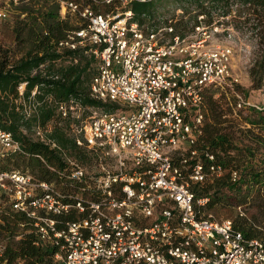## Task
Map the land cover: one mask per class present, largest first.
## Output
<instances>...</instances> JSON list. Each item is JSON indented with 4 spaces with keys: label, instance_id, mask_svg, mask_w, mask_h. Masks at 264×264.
Here are the masks:
<instances>
[{
    "label": "built area",
    "instance_id": "2783aa9c",
    "mask_svg": "<svg viewBox=\"0 0 264 264\" xmlns=\"http://www.w3.org/2000/svg\"><path fill=\"white\" fill-rule=\"evenodd\" d=\"M54 1L62 18L82 23L58 47L94 56L89 95L112 110L73 99L58 103L60 121L70 123L68 135L90 164L69 157L49 137L50 123L36 126L33 140L60 160L48 164L34 155L47 180L0 168V214L6 202L22 215L27 223L20 229L34 236V247L53 251L51 264H264V240L245 239L231 220H216L205 211L209 197L196 199L192 191L223 174L213 154L197 149L206 92L228 93L238 111L251 106L230 72L233 48L207 44L208 28L229 41L233 28L204 26L200 15L194 25L200 39L188 43L172 21L162 27L133 21L131 3L152 0ZM100 7L105 11L97 12ZM44 70L41 64L32 75ZM25 85L17 103L28 118L38 105L37 87L24 101ZM22 153L0 131V159ZM230 177L234 182L239 174ZM4 248L0 242V258Z\"/></svg>",
    "mask_w": 264,
    "mask_h": 264
},
{
    "label": "trees",
    "instance_id": "16d2710c",
    "mask_svg": "<svg viewBox=\"0 0 264 264\" xmlns=\"http://www.w3.org/2000/svg\"><path fill=\"white\" fill-rule=\"evenodd\" d=\"M153 1L155 0L131 3L129 8L134 22L142 25L152 19L156 5ZM175 1L196 3L198 14L208 17V25L213 23L212 11L223 18L230 16L233 11L237 13L235 18L238 19L245 14L243 22L237 21L238 19L234 21L235 28L240 29L241 24H249V29L264 42V0ZM202 1L208 2L207 12ZM8 5L15 10V17L10 29L12 44H0V131L11 134L13 140L20 145L23 155L5 156L0 159V164L5 162L0 168L4 171L15 170L10 169L8 163L14 158L19 159L33 175L36 171L40 179L47 180V170L34 155H40L46 163L54 165L60 159L46 146L33 140L35 127H45L50 123L52 130L49 137L69 157L86 164L85 151L78 148L68 135L70 123L60 121L56 105L73 99L85 107L105 110H112V107L89 95L92 70L96 62L94 56L85 54L87 49L72 51L58 47V43L65 39L68 32L78 28L68 22V16L61 17L58 3L54 0H8ZM96 10L102 12L100 8ZM41 64L45 65L44 73L32 75L33 70ZM263 67L264 56L250 71L254 89L260 88ZM24 83V101H28L32 90L37 87L34 101L38 105L28 118L22 113L21 104L17 103L21 99L18 88ZM256 114L247 122L252 129L242 131L243 137L239 142L226 134L208 136L209 140L206 142L203 127L197 149L213 154L216 163L222 167L223 174L203 185L192 186L196 199L209 197L205 207L207 211L213 204L223 200L225 207L255 209L256 212L250 215L249 221L242 216L232 221L234 229L241 232L245 239H260L259 228L264 224V109ZM232 172L239 174V179L234 182L230 177ZM21 223L26 224V219L9 207L0 214V242L5 246L0 264L4 260L6 264H51L50 255L53 251L34 247V236L25 234L27 228L20 229ZM18 235H22L19 240L16 239Z\"/></svg>",
    "mask_w": 264,
    "mask_h": 264
},
{
    "label": "rangeland",
    "instance_id": "374dc122",
    "mask_svg": "<svg viewBox=\"0 0 264 264\" xmlns=\"http://www.w3.org/2000/svg\"><path fill=\"white\" fill-rule=\"evenodd\" d=\"M155 5V10L151 20L145 21L144 24H150V21L154 22L153 26L162 27L166 25L169 21H172V27L177 34H180L186 39V42L190 43L194 40L200 39L194 29V25L197 21L198 16V6L194 2L181 1L177 2L175 0H155L153 1ZM207 1H202V5L207 9ZM101 11L104 12L106 8L100 7ZM233 10H236L233 7ZM180 11V12H178ZM0 14L5 15V18H0V44L4 46H9L12 44L10 38V29L13 24L15 10L8 5V0H0ZM2 15V16H3ZM213 17L212 22L222 23L225 26L232 27L235 33V37L232 40L225 39V32L213 33L211 28L207 29V33L211 35L207 44L215 45H230L233 48V56L230 64L231 74L238 79V90L244 97L245 101L250 103L251 106L246 108L235 110L234 100L228 93H216L214 90L207 91L204 96L203 102V127L204 136L206 142H208L211 135H228L234 138L237 142L240 141L242 131L247 129H252V126L248 124L249 118H254L258 112L252 106L262 107L264 105V67L262 81L259 89H254L252 87V80L250 77V71L254 65H258L261 58L264 56V42L259 40L257 34L249 29V24H241L240 29H236L234 22L237 13L233 11L228 17H219L214 11L211 12ZM245 14L241 15V18L237 21L243 22L245 19ZM5 19V20H4ZM68 22L73 26L81 25V21L77 17L68 15ZM204 26H208V17L204 16ZM97 60L93 66V76L97 71ZM88 115V112H87ZM208 137V138H207ZM245 141H247L245 139ZM5 163V162H4ZM1 163V166H4ZM88 164H90L88 162ZM87 162L84 165H88ZM10 169L26 171L27 173L33 175L29 169L23 164L22 160L12 159L8 163ZM90 166V165H89ZM37 172L35 171V175ZM3 195L0 190V201H3ZM225 198V193H224ZM229 198H231L229 196ZM5 206H7L5 202ZM206 212L213 215L216 220L229 219L231 221H236V219L247 218L250 220V215L255 213V209L245 210L243 207L240 209L242 215H240L238 209L235 206H226L225 200L221 203L213 204L212 207ZM260 239L263 240L264 237V224L260 226Z\"/></svg>",
    "mask_w": 264,
    "mask_h": 264
}]
</instances>
